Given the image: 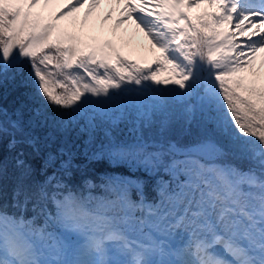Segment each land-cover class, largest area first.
Instances as JSON below:
<instances>
[{"label": "snow or ice", "instance_id": "1", "mask_svg": "<svg viewBox=\"0 0 264 264\" xmlns=\"http://www.w3.org/2000/svg\"><path fill=\"white\" fill-rule=\"evenodd\" d=\"M85 2L72 0L55 18ZM200 2L125 3L118 22L134 19L171 66L173 78L160 79L119 53L85 51L71 36L54 33V24L0 0V80L9 69L27 70L33 89V103L15 118L0 109V264H264V89L236 77L264 49V0H205L219 11L193 20L188 9ZM98 3L87 0V7ZM129 118L136 132L195 120L209 139L187 150L142 134L117 142L109 129ZM102 124L109 127L97 143ZM73 134L87 136L83 164ZM206 154L221 162L202 163L198 157ZM101 159L168 179L155 180L151 198L144 180L118 174L102 178L100 197L64 191L75 170ZM6 180L19 216L3 210ZM53 220L81 240L49 243ZM217 243L222 254L210 251Z\"/></svg>", "mask_w": 264, "mask_h": 264}, {"label": "rangeland", "instance_id": "2", "mask_svg": "<svg viewBox=\"0 0 264 264\" xmlns=\"http://www.w3.org/2000/svg\"><path fill=\"white\" fill-rule=\"evenodd\" d=\"M66 1V0H65ZM63 2L59 6L53 5L52 8H55L54 12L49 11V5H52L53 0H38V3L32 8H28L27 2L28 0H7L10 4L19 5L22 11L29 12L30 19L38 17L42 23H51L56 27L53 29L54 33L60 34L62 37L71 36L76 42L79 43L80 47L85 51L95 50L97 52L104 51L109 53H119L120 57L124 59L126 62H131L133 64L139 65L141 68H147L150 72H156L157 77L160 79L164 78H173V72L171 70V66L167 64L166 61L163 60L161 53L159 52V48H152L150 54L143 55L144 49L146 46L145 40H143L145 35L144 30H141V35L134 34L132 37L131 34L128 35V41L126 38V34L124 30L126 27L129 29L130 27L133 29L136 22L132 18L123 19L118 22L119 18L122 17L127 9H125L124 5L126 2L137 3L138 0H124L122 3L121 0H99V3L93 7L91 10L87 7V0L85 5L82 7L75 8L74 11V23L72 26V30L69 28L70 26L66 25V11L64 15L60 16L58 19L55 18V14L59 12L64 6L66 2ZM159 3V0H153L152 5ZM152 5H146L145 7L151 8ZM199 6H192L188 9L190 17L195 20V17L198 13H213L218 12L219 9L215 5H211L208 9L203 10ZM82 10L83 14L79 15V12ZM155 11H160L159 8H156ZM86 12V13H84ZM88 18L92 21V30L90 31H82V23L80 19L87 20ZM207 20H211L210 16L205 17ZM221 28H225L226 30L231 26V24H221L219 25ZM105 28V32L101 34V28ZM127 33H130L128 31ZM146 38V37H145ZM67 40H64L63 43H67ZM224 52L228 55H231L229 50H224ZM260 55H255L251 60V64L246 67L242 72L236 74V77L242 78V84L244 86L256 87L258 89H264V49L258 51ZM11 69H9L10 71ZM8 71V72H9ZM235 78V77H234ZM233 78V79H234ZM225 86H232V79L226 80ZM238 94H245L241 89H234ZM241 114V113H240ZM172 123L164 129L163 131L160 129L158 123H153L151 126L142 127L139 132H136L135 125L132 121V118L121 120L115 127L110 128L109 130L112 132V136L119 141L129 142L135 139L137 135L142 134L145 140H163L170 139V131L172 128ZM184 125L186 122L184 121ZM105 127H109L107 124H102L100 128H98L96 135L98 139L104 138ZM186 127V126H185ZM198 138L192 141L188 140L187 142L179 143L184 149H192L193 147H197L201 145L204 141L207 140V137L203 133V127L198 129ZM179 138H183L181 132L179 131L176 134ZM181 135V136H180ZM177 144V143H176ZM178 145V144H177ZM179 146V147H181ZM178 158H183L182 156ZM201 159L202 163H212V162H221L220 160L213 161L211 159V154H206L205 156L198 157ZM113 164H122L126 169H129L132 173H127L126 176H130L132 178H139L144 180L141 173H135V171L140 170L141 172H146L143 167H135L129 166L127 163H113ZM124 176V175H123ZM149 176L146 172L144 177ZM159 176H162L164 179H168V176L163 172H160ZM159 178V177H158ZM101 194V193H99ZM103 195H97L94 193L93 197H100ZM94 203V202H93ZM64 227L62 224H57L56 228L53 229L50 233L52 235V241L49 243L59 240L64 243H77L81 240L79 234L71 231L70 229Z\"/></svg>", "mask_w": 264, "mask_h": 264}, {"label": "trees", "instance_id": "3", "mask_svg": "<svg viewBox=\"0 0 264 264\" xmlns=\"http://www.w3.org/2000/svg\"><path fill=\"white\" fill-rule=\"evenodd\" d=\"M27 76V70L19 71L17 69H11L8 73L6 78H3L0 80V109L4 110L9 116H12V118H15L13 115L17 109L21 108L24 105H30L33 103L32 100V93L33 89L32 87L25 82V77ZM241 116H243V113L241 112ZM190 132L187 134L183 140L185 141H192L194 139L198 138V129H201L202 126L198 124L196 121H193L189 125ZM170 131H173V133H170L171 137H177V133L184 132L185 131V125L183 120H174V123L172 124V128ZM203 133L206 137H209L205 129L203 128ZM72 139L76 140V143L80 146L81 154L77 157V163L78 161H85V157L83 156V141L87 139L86 135H81L79 138H76L75 134H73ZM104 141V138L98 139V136L96 135V142ZM3 156L7 159L10 157L9 150L7 148V139L3 141ZM228 161L231 162H237L235 161L233 156H228L226 158ZM245 166V165H242ZM124 170V166L122 165H116L113 166L110 164L108 159H101L99 161H92L87 164L86 168H82L81 170H75L73 172V175L70 179H67V184L69 186V190L72 192L82 195L84 193L85 189H90L87 181L91 180V185H96V187L93 189H97L98 185H101L102 178L99 176L100 173H114V172H122ZM38 179H42L43 177L38 176ZM147 189H145L146 193L149 195L152 193V189L150 188L149 184L146 183ZM5 188H6V196L4 199V207L11 208L17 212H19L17 209L12 207V202L10 198V188H11V181L6 180L5 181ZM68 189H65L68 191ZM50 209L55 212V209L49 205ZM12 210V211H13ZM23 214H26L28 217L32 216L31 211L24 212Z\"/></svg>", "mask_w": 264, "mask_h": 264}, {"label": "bare ground", "instance_id": "4", "mask_svg": "<svg viewBox=\"0 0 264 264\" xmlns=\"http://www.w3.org/2000/svg\"><path fill=\"white\" fill-rule=\"evenodd\" d=\"M64 1H65V0H53L52 5H49V8H48L49 11H50V12H54V11H55V8H52V6H53V5H55V6H59V5H61ZM71 1H72V0H66V1H65V2H66V5H68ZM121 2L123 3L124 0H121ZM152 2H153V0H152ZM200 4H202L201 7H202L203 10L208 9V8L211 6V5H209L208 3H206L205 0H201ZM74 11H75V10H71V9H69V10H68V13H66V25L70 26L69 28H70L71 30L73 29L72 26H73V23H74ZM84 13H86V12H84ZM80 14H83V13H82V10L79 12V15H80ZM80 22L82 23V27H81V30H82V31H90V30L93 29V28H92V24H91L92 21H91L90 18H88L87 20L80 19ZM141 30H142V28H141V27H138L137 24L134 25L133 29H132L131 27H130L129 29L126 27V30H124V32H125V34H126L127 41H128V35H129V34H131L132 37H134V34L141 35V33H140ZM227 30H228V31H233V30H234V29H233V26L231 25ZM249 30H251V29L249 28ZM128 31H130V33H127ZM104 32H105V28L102 27V28H101V34H103ZM143 34H144L145 37H146V38L143 37V38H144L143 40H145V43H146V46H144L143 48H150V49H144L142 53H143V55H144V54L148 55V54L151 53L152 48H158V47L154 44V42L150 39L149 36H147L144 32H143ZM237 39H242V38L237 37ZM224 50H227V49H224ZM159 52H160V50H159ZM229 53H230L231 55L234 54V52H229ZM255 55H260V53L256 52ZM263 61H264V59H263Z\"/></svg>", "mask_w": 264, "mask_h": 264}]
</instances>
